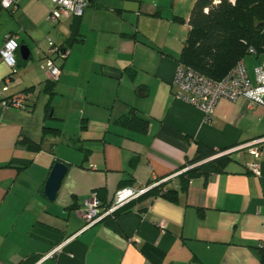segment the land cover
<instances>
[{"label":"crops","instance_id":"crops-1","mask_svg":"<svg viewBox=\"0 0 264 264\" xmlns=\"http://www.w3.org/2000/svg\"><path fill=\"white\" fill-rule=\"evenodd\" d=\"M196 1L90 0L56 24L50 0L0 10V50L8 35L19 45L15 72L0 62V264H264V146L259 159L236 150L264 137V105L220 99L208 122L173 84ZM47 37L68 50L57 81L40 66ZM260 60L247 57L250 71ZM24 90L33 92L27 109L1 105ZM198 143L216 156L233 150L232 160L185 189L172 176L197 165L188 162ZM57 161L68 170L50 200ZM166 178L168 195L147 193L82 230L93 192L108 202Z\"/></svg>","mask_w":264,"mask_h":264},{"label":"built area","instance_id":"built-area-1","mask_svg":"<svg viewBox=\"0 0 264 264\" xmlns=\"http://www.w3.org/2000/svg\"><path fill=\"white\" fill-rule=\"evenodd\" d=\"M54 7L49 11L47 20L51 24H56L62 17H80L84 14L86 8L90 4V0H50ZM20 0H0V10L6 9L14 11L18 8ZM17 37L8 35L4 47L0 50V62L6 61L16 71V57L15 52L19 45L16 41ZM49 49L44 60L41 62L42 70L47 72L49 78L57 81L62 73L61 66L57 63L60 57H66L68 50L56 43L51 37L46 38ZM252 56L256 54L253 47L249 49ZM247 58L240 60L236 66L222 79H213L203 73L179 63L174 75L173 84L180 89L178 98L194 105L202 110L206 121H211L216 109V105L220 99H227L236 101L240 97H246L250 100V105L262 104L264 100L262 95L264 93V60H260L253 71H250L246 62ZM9 77L5 79L3 90H8ZM33 92L20 91L1 101V105L5 108L12 109H27L32 102ZM264 137L255 139L237 149L248 148L250 152L259 159L263 152ZM233 152V150L222 152L219 155H226ZM193 167V166H191ZM187 166L182 171L175 173L172 177H176L188 169ZM249 170L256 175L261 174V166L259 162L249 164ZM215 174V173H213ZM170 178L157 180L147 186L143 187H123L119 189L108 206L102 205L96 192H93L88 198L84 199L81 209V216L84 219L85 230L93 224L103 220L107 216L113 215L121 207L144 195L155 186H159ZM60 247L55 249L54 253Z\"/></svg>","mask_w":264,"mask_h":264},{"label":"trees","instance_id":"trees-1","mask_svg":"<svg viewBox=\"0 0 264 264\" xmlns=\"http://www.w3.org/2000/svg\"><path fill=\"white\" fill-rule=\"evenodd\" d=\"M189 24L191 28L180 60L206 76L222 79L240 60L252 56L249 52L251 47L256 51L254 57L262 60L264 0H197ZM17 66L18 63L16 68ZM53 85L54 83H49L45 88L46 92L53 94ZM47 130L50 128L46 127L45 131ZM35 146L39 148V144ZM217 153L203 143L197 144L196 154L188 162L197 165L179 175L185 189L192 178L224 172L232 158L230 154L216 156ZM166 185L167 182H163L147 193L156 191L158 194L168 195L170 190ZM98 198L102 205H109L110 201ZM126 205L110 216L126 211Z\"/></svg>","mask_w":264,"mask_h":264},{"label":"water","instance_id":"water-1","mask_svg":"<svg viewBox=\"0 0 264 264\" xmlns=\"http://www.w3.org/2000/svg\"><path fill=\"white\" fill-rule=\"evenodd\" d=\"M21 53L25 59L29 58V49L26 46H21ZM264 100V93L262 95ZM68 170V166L63 162L57 161L48 177V180L45 185V193L50 200H54L58 193L59 188L61 187L62 181L65 177V174Z\"/></svg>","mask_w":264,"mask_h":264}]
</instances>
